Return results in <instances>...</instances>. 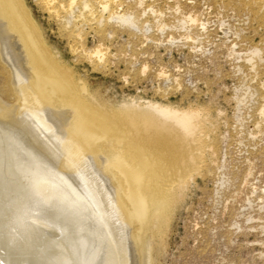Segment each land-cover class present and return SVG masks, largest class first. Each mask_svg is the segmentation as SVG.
<instances>
[{
	"label": "bare ground",
	"instance_id": "1",
	"mask_svg": "<svg viewBox=\"0 0 264 264\" xmlns=\"http://www.w3.org/2000/svg\"><path fill=\"white\" fill-rule=\"evenodd\" d=\"M35 1L60 20L62 35L78 46L73 52H83L95 70H108L112 57L120 61L122 54L119 58L105 45L118 30L141 50L163 48L172 57L184 49L195 57L212 54L203 46L212 34L209 13L188 8L191 2L166 0L162 7L159 0ZM258 1L264 8V0ZM219 27L228 41L231 28L225 21ZM91 32L101 41L88 48ZM233 35L240 38V32ZM235 40L229 47L221 44L228 47L234 74L258 79L263 48L239 50ZM127 53L132 77L149 80L154 72L166 82L155 90L166 101L186 87L179 65L171 74L160 61L153 71L149 62ZM0 64L17 99L14 105L0 103V264H161L173 219L198 179H212L216 203L237 191L232 188L239 173L223 148L229 133H220L228 125L221 109L142 96L116 105L105 101L48 45L25 0H0ZM245 89L239 94L235 88L238 120L243 105L258 94L251 86ZM257 113L264 118V105ZM248 135L253 141L264 135L260 121ZM252 171L251 165L242 180L251 188L248 205L237 216L244 218L246 231L259 230L264 237V186L251 182ZM241 224L234 222L230 230L242 234ZM259 254L264 258V251Z\"/></svg>",
	"mask_w": 264,
	"mask_h": 264
},
{
	"label": "rangeland",
	"instance_id": "2",
	"mask_svg": "<svg viewBox=\"0 0 264 264\" xmlns=\"http://www.w3.org/2000/svg\"><path fill=\"white\" fill-rule=\"evenodd\" d=\"M152 1L153 0H148V4ZM25 2L31 11L33 19L37 22L38 26H40V31L48 45L51 46V48L58 49L65 63L70 68L74 69L77 77L86 81L89 89L92 92L98 93L105 101H109L116 105L118 102L121 103L131 97L142 96L147 99L168 101L174 105L187 106L189 105L188 103H193L197 106L210 107L213 110L221 109L225 113L222 118H224L223 120L226 121L229 126L227 125V127H225L222 125L220 133L225 131L229 133V142L224 144L223 148L224 151L227 149L230 168L239 173V179L235 182V187L232 188H237L238 194H236L237 191L226 192L222 200L216 203L214 202L212 194V179L207 181L198 179L197 184L191 187L184 203L181 204L173 219L171 232H169V238L167 239L168 250L166 254L160 257V263L264 264V258L259 259L261 258L259 253L264 251V248H262L260 244L264 242V237L260 234L259 230H255L254 232V230L248 229V231H246L247 226L244 222V218L237 216L241 206L248 205L244 201H246L245 199L251 188L249 186H244L242 180L251 165L254 171H252V179L250 178L251 182L255 183L257 187L264 186V135L254 141L248 135L250 130H255L256 122L260 121L264 129V123H262L264 118L262 119L259 117L261 118L259 119V114L257 113L258 108L264 105V89H262V83H264V62H261L259 66L258 72H260V76L258 79L251 80L250 76L244 79L243 75L236 74V76L234 74V70H232L234 65L228 57L227 51L231 42L235 40L233 33L236 32H240V38L235 40L239 43V50H247L249 47H254V45L264 50V8L261 7L260 2L258 0H183L185 4L190 2L194 3L187 4L188 8H194L198 12L206 11L205 13L210 14H208L209 16L207 15L206 18L211 22L210 31L212 34L210 35V39L204 42L205 44H203V46L205 45L208 50H211L212 54H208L205 57H195L194 54L184 49L182 52L175 50L172 57L171 53L166 52L163 48L157 49L152 46L144 49L142 48L141 50L140 45H137L139 43H136L135 46L134 43H132L133 45L128 43L130 40L136 42L130 34L118 30L117 37L110 42L106 40L105 45L111 49L112 54L116 53L118 57L122 54V57H119L120 61L118 62L112 57L111 59L114 65L110 64L108 70H95L92 64H90V61L87 58L85 59V56H80L83 52H80V54H75L73 52V47L77 48L78 46H76L71 38L62 35L61 22L57 17L51 16L50 13L35 0H25ZM165 2L166 0H159L158 3L163 7ZM239 2L240 4H238ZM242 2L243 4H241ZM227 4L231 7L229 5L227 6ZM255 8H257V10H255ZM260 18L263 19V21ZM220 21H225L227 28H231L232 35L229 36L230 38L228 41L224 39L225 36L219 27ZM260 38H262V40ZM99 41H101L99 35H95V33L91 32L87 38L86 46L88 48H93ZM224 41L229 43L227 44L228 47L221 45ZM126 51L128 53L133 52L132 54H135L142 63L145 61L149 62L153 71H156L157 67V70L160 69L158 66L161 63L160 61H162L164 69L166 71L168 70L167 72L171 74L177 73L176 70L179 67L176 68L175 65H179L181 67L180 73L186 81L185 84H187L186 87H184L180 93H171L169 99L166 101L160 94L155 93L156 88L159 87L158 85L164 87L166 82L158 78L155 79V73L153 71L148 77L149 80H139L137 77H132L130 71L131 67L129 63L126 62L127 58L130 57H124L123 55ZM142 51H148L149 57H147L148 53H145V56H143ZM245 71L250 73L248 68H245ZM251 74L253 75V73ZM128 76L129 80L127 81L125 77ZM152 76H154V79H152ZM134 78H136V80ZM10 79L8 70L0 64V103L5 106L14 105L17 102ZM243 79L244 81L246 80V83ZM249 86L253 88L252 91H257L258 89V94L255 95V97H258H254V99L251 100L252 102L250 101L244 104L245 106L243 105L242 119L238 120V112L235 111L236 104L233 100L236 93L235 88H240L238 93L243 94V92H246L245 88ZM259 90L263 93H259ZM247 159H250L252 162L251 165ZM254 177L256 181H253ZM234 194L236 199L233 197ZM224 203H226V205ZM255 204L256 203H253L252 205L253 208H255L254 210H257L258 208ZM226 210L227 212L225 214L223 211ZM254 210L252 209L250 213H254L253 215L255 216L257 212ZM233 221L240 224L242 223L241 226L246 227H244V230H241L242 234L237 231L238 234L234 228L230 230L234 224ZM212 230H214V234L211 232Z\"/></svg>",
	"mask_w": 264,
	"mask_h": 264
}]
</instances>
